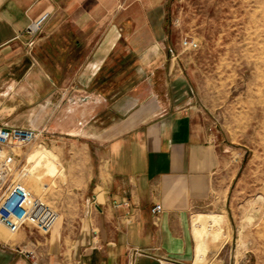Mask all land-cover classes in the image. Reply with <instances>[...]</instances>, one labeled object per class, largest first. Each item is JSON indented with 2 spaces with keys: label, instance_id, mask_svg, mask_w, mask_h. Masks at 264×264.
Instances as JSON below:
<instances>
[{
  "label": "crops",
  "instance_id": "1",
  "mask_svg": "<svg viewBox=\"0 0 264 264\" xmlns=\"http://www.w3.org/2000/svg\"><path fill=\"white\" fill-rule=\"evenodd\" d=\"M165 6L0 0V124L42 129L67 173L47 196L59 212L48 233L22 228L12 239L0 228V264H31L14 249L26 242L42 264H129L134 248L144 253L133 264H194V217L222 191L223 154L176 78ZM18 86L50 104L45 124L28 126L5 106ZM156 202L163 211L153 217Z\"/></svg>",
  "mask_w": 264,
  "mask_h": 264
},
{
  "label": "rangeland",
  "instance_id": "2",
  "mask_svg": "<svg viewBox=\"0 0 264 264\" xmlns=\"http://www.w3.org/2000/svg\"><path fill=\"white\" fill-rule=\"evenodd\" d=\"M164 30L182 69L176 78L204 113L223 154L222 191L204 211L220 219L205 223L210 228L200 264H264V0H166ZM185 36L198 45L182 47ZM8 98L5 106L16 120L46 123L50 104L32 101L29 88H13ZM43 145L49 146L46 139L18 148L22 156L15 162L24 166L18 179L52 204L47 196L67 173ZM0 228L12 239L19 235L1 222Z\"/></svg>",
  "mask_w": 264,
  "mask_h": 264
},
{
  "label": "built area",
  "instance_id": "3",
  "mask_svg": "<svg viewBox=\"0 0 264 264\" xmlns=\"http://www.w3.org/2000/svg\"><path fill=\"white\" fill-rule=\"evenodd\" d=\"M44 21L32 22L27 32L35 36L43 28ZM184 48H195L197 40L185 36L181 40ZM172 58H176L175 48H168ZM43 136L42 129L16 125L0 124V222L12 233L22 228H33L46 234L59 218L58 210L42 196L35 194L19 179L21 170L16 166L17 149L36 142ZM153 217L163 211L161 203H154L150 209ZM130 212L127 211V215ZM14 249L27 258L31 264H42L36 244L26 242L17 244ZM144 253L142 249L134 248L129 252V264H133L137 255ZM170 264H182L171 262Z\"/></svg>",
  "mask_w": 264,
  "mask_h": 264
},
{
  "label": "bare ground",
  "instance_id": "4",
  "mask_svg": "<svg viewBox=\"0 0 264 264\" xmlns=\"http://www.w3.org/2000/svg\"><path fill=\"white\" fill-rule=\"evenodd\" d=\"M219 219H220V215L214 214V213L199 214L196 217H194V223H193L195 226L194 232H195V235L198 239L197 247H196V258H195L194 264H200L203 261L205 253H206V241H205L204 237L207 236V234H209L208 233L209 230L207 231V229H209L210 227L206 229L205 223L208 222L211 225L217 224L219 222ZM218 235H219V231L218 230L214 231L213 236L218 237ZM238 241H240L242 243V240H238ZM241 245H243V244H241ZM240 252H241V250H240Z\"/></svg>",
  "mask_w": 264,
  "mask_h": 264
}]
</instances>
